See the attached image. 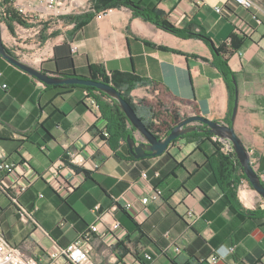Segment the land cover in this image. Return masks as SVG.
Listing matches in <instances>:
<instances>
[{
	"label": "crops",
	"instance_id": "crops-1",
	"mask_svg": "<svg viewBox=\"0 0 264 264\" xmlns=\"http://www.w3.org/2000/svg\"><path fill=\"white\" fill-rule=\"evenodd\" d=\"M14 1L28 9L36 5L34 0ZM86 1L94 9L93 0ZM152 1L172 25L201 32L210 42L178 37L125 7L105 10L102 19L93 11L88 18L90 12H76L85 18L79 30L64 17L48 19L40 8L31 20L18 14L26 25L13 22L14 33L5 32V46L15 54L14 47L37 46L45 36L41 70L54 74L60 65V73L74 70L89 76L94 66L108 74L133 73L163 85L186 118L203 116L230 125L229 91L214 66V49L229 47L233 37L242 40L228 62L239 90L232 127L264 183V22L256 23L252 15L257 11L236 0ZM0 74V163L18 166L15 173L0 172V227L23 255L40 264H66L64 258L51 261L50 254L84 236V250L93 264H213L215 250L221 256L216 264H264V200L241 180L237 190L233 182L229 185L230 203L214 171L224 163L233 170L232 180L240 179L241 171L234 160L220 157L214 143L179 140L161 156L131 159L122 142L102 137L106 122L81 90L56 99L54 107L44 101L41 111L42 83L1 56ZM130 97L138 103L155 95L146 86L131 91ZM98 99L101 105L109 103ZM133 136L138 138V133ZM71 152L89 160L85 172L66 166L57 178L51 167ZM177 163L184 167L175 170ZM94 164L100 169L93 170ZM172 172L176 176L168 177ZM160 173L162 200L144 207L141 198L153 192ZM26 179L34 183L19 202L33 219L24 220L21 206L6 191ZM56 180L71 190L56 192ZM121 199L133 203L130 212L121 204L113 210ZM257 210V216L248 215ZM116 221L122 228L112 234L109 229ZM94 224L99 234L89 232Z\"/></svg>",
	"mask_w": 264,
	"mask_h": 264
},
{
	"label": "trees",
	"instance_id": "trees-1",
	"mask_svg": "<svg viewBox=\"0 0 264 264\" xmlns=\"http://www.w3.org/2000/svg\"><path fill=\"white\" fill-rule=\"evenodd\" d=\"M263 1V0H262ZM10 3L9 0H1L0 2V9L3 5ZM264 3V2H262ZM93 8L96 13L100 11H105L108 9H120V8H129L134 12V15L144 19L147 22H150L160 29H163L171 34H174L181 38H189V37H197L203 39L205 42L209 43L210 40L201 32L199 34H195L190 32L188 29H181L177 28L172 25L167 16L162 13L157 6L154 4L152 0H93ZM137 6L138 8H136ZM92 13H88L86 18H88ZM0 19L3 24L7 25L10 32L13 34L14 31L12 29V23L17 22L21 25H26V23L22 20V18L16 13L15 11H7L1 12L0 11ZM65 21L73 22L76 24L75 30H79L81 27L84 26L85 18L82 15H70L64 17ZM52 36H55L53 33ZM46 37H41V44L46 42ZM243 45V41L233 37L231 44L229 47L222 46L218 49H214L218 54L214 62V66L222 75L228 91H229V110L227 115V121L232 126L230 121L232 110L235 101V91L236 87L234 85L235 74L232 72L231 68L229 67V57L232 56L234 53H237ZM58 49H55L57 52ZM11 52V51H10ZM12 53V52H11ZM16 56L14 53H12ZM46 73L52 74L54 76L60 78H81L85 80H94L98 82H103L109 85H112L122 94V97L133 107L137 115L142 119L145 123L146 127L157 136L158 139H165L171 133V131L181 124L187 118L181 114L180 108L176 105L175 97L161 84L150 82L144 78H141L133 73H121V72H114L112 74H108L102 67H89V76H82L78 75L76 71H71L68 73H60V65H57V72L50 73L46 70H43ZM35 80H37L35 78ZM236 80V79H235ZM151 87V93L155 95L153 100H141L138 103H134L133 99L130 97L131 91L139 88V87ZM73 90H81L85 94V101L89 106H97V109L101 111L102 119L106 122L105 130L108 132V137L106 138L103 134L102 137L109 141H114L117 143H123L126 148L128 149L129 158L134 159V157L130 154V150L127 144V138L129 136H133L136 131L134 127L131 126L129 120L127 119L124 112L119 108L117 102L111 99L106 94L98 91L92 87L86 86H77V85H63V86H46L43 84V91L40 95L39 103H40V110H44L43 103L45 101L46 107H54V101L58 98H62L63 96L71 93ZM100 98L109 100V103L105 105H101L99 103ZM206 128V127H205ZM213 136L210 133H200V132H193L183 136L182 138L176 140H185L189 143L198 142L201 140H208L214 143L216 149L221 151L219 153L220 157L224 160H234L241 171V178L240 179H233L232 180V173L233 170H229L224 167V163L219 164V171L213 168L215 180L217 184L220 186L221 190L226 194L227 198L229 199L230 203H233L232 198L227 193V190L230 189L229 185L233 182V187L235 190L241 184V180H244L249 183L243 167L241 166L238 158L233 151L227 152L225 150V145L221 142H214ZM174 142V143H175ZM223 161V160H222ZM182 164L176 165V169L183 168ZM76 171L77 168H75ZM85 172V171H84ZM159 174V177L155 181V189L162 187L163 178ZM175 172L170 173L168 177H175ZM250 184V183H249ZM252 187V186H251ZM54 189V188H53ZM233 189V190H234ZM162 190V189H161ZM11 200L13 199L12 193L7 190L6 191ZM55 192V191H54ZM13 203V201H12ZM19 205L22 206L19 202ZM18 206V205H17ZM121 207V206H120ZM121 209H123L121 207ZM124 210V209H123ZM259 213L258 210L254 212L248 213L250 217H255ZM264 215V213H263ZM90 232V230H89ZM121 242L117 244V248L121 246ZM18 249V248H17Z\"/></svg>",
	"mask_w": 264,
	"mask_h": 264
},
{
	"label": "built area",
	"instance_id": "built-area-1",
	"mask_svg": "<svg viewBox=\"0 0 264 264\" xmlns=\"http://www.w3.org/2000/svg\"><path fill=\"white\" fill-rule=\"evenodd\" d=\"M10 3L3 5V7L0 9L1 12H7V11H15L19 15L24 16L25 20H31L34 16L33 13H37L40 8L43 9L45 16L49 18H62L70 15H74L75 10L77 9H83L84 11L88 12H95L94 9H91V7L88 6V1L79 2L78 0H34L36 2V5L31 7L30 9L25 8L23 6H20L17 4L14 0H9ZM240 5H242L247 10L254 9L257 11V13L252 15L253 20L256 23H263L264 22V6L260 4L261 0H258L259 2L255 0H236ZM1 2V0H0ZM109 11V10H108ZM219 13L222 12V9H217ZM107 11H102L97 14L98 19H102L103 16ZM262 15V18L260 17ZM33 16V17H32ZM74 51L77 50L75 47L73 49ZM1 77V74H0ZM3 88H7V85H3ZM97 108V106H95ZM106 138L109 136L108 132L106 130L102 133ZM214 142H221L225 145V150L227 152L233 151L232 145L224 141L218 137L213 138ZM89 160H87L84 156L77 154L75 152H71L67 155V157L63 160H61L60 164H54L51 167V170L53 171V175H55L57 178L61 174V171L64 167L68 166L71 168H77L82 169L83 171L86 170L88 166ZM17 165L15 163H10L6 161H2L0 163V172H8L10 174L15 173L17 171ZM100 169L99 164H94L93 170ZM55 173V174H54ZM144 179L148 178L147 173H144L143 175ZM34 180H27L23 181V183H15L9 190L12 192L13 196V203L19 205V197L26 193L32 186H33ZM53 188L56 192H64L68 193L71 189L69 186L59 184L56 180L55 184L53 185ZM42 198L43 195H40ZM163 197V191L159 188L154 189L153 192L150 195L144 196L141 198V203L144 207H147L151 204L158 203L162 200ZM121 204L122 208L128 212H130L133 209V203L118 200L116 205L113 207V210H117L119 205ZM100 210V206H97L95 208V212H98ZM22 211V218L24 220L27 219H33V216L30 212H27L26 209H24L21 206ZM192 215V212L189 213ZM100 219V218H99ZM122 226L121 223L116 221L114 224L110 227L109 231L112 234H115L117 231L121 230ZM90 232L92 234H99L101 232L98 224H94L90 228ZM86 241V237L82 236L75 242H72L65 248H61L59 251L51 253L50 259L51 261L55 262L59 260L60 258H64L66 261V264H93L89 254L84 250V242ZM234 248H230L228 252H233ZM215 255L212 258V263L216 264L218 260L220 259L219 250H215ZM147 260H152V257L150 255H146ZM0 264H40L38 260H36L33 257L25 256L21 253L19 249L11 245L4 233L1 231L0 227Z\"/></svg>",
	"mask_w": 264,
	"mask_h": 264
},
{
	"label": "water",
	"instance_id": "water-1",
	"mask_svg": "<svg viewBox=\"0 0 264 264\" xmlns=\"http://www.w3.org/2000/svg\"><path fill=\"white\" fill-rule=\"evenodd\" d=\"M138 8L137 6H135ZM0 56L8 61L13 66L19 68L23 72L36 78L40 83L46 86H63V85H77L86 86L97 89L98 91L106 94L111 99L115 100L119 108L124 112L132 127L138 133L137 137L129 136L127 144L130 154L135 160L146 158H155L165 154L170 145L183 136L193 133H210L224 141L229 142L243 167L244 173L254 189V191L264 200V183L262 178L256 172L252 165L251 154L246 148L242 140L236 134L234 128L226 123L213 121L203 116H192L184 120L181 124L175 127L165 139H158L137 115L133 107L122 97V94L117 91L112 85L98 82L94 80H85L81 78H60L52 74L46 73L43 70L17 58L5 46L3 23L0 19ZM235 101L231 115V123L236 119L238 112V97L239 90L237 81L234 79ZM206 127V128H205Z\"/></svg>",
	"mask_w": 264,
	"mask_h": 264
},
{
	"label": "rangeland",
	"instance_id": "rangeland-1",
	"mask_svg": "<svg viewBox=\"0 0 264 264\" xmlns=\"http://www.w3.org/2000/svg\"><path fill=\"white\" fill-rule=\"evenodd\" d=\"M78 1L82 3V2H84L86 0H78ZM260 2H264V0L263 1H260ZM88 3H89V1H88ZM81 11H83L82 8L75 10V12H81ZM3 30H4V35H5V32H6V35L9 34V29H8V27L5 24H3ZM38 37L39 36H36L35 39H38ZM40 41H41V39L39 38L38 39L37 46H21L20 45L18 47H14L16 57L19 58V59H21V60H23V61H25V62H27V63H29V64H31V65H33V66H35V67H37V68H39L40 67L39 66L40 65L39 63L41 62V58H43L40 55L45 52L44 49L46 47V44L45 45H42L40 43ZM30 43L31 42L29 41L28 44H30ZM24 45H26V44H24ZM36 56H39L40 62L38 64H35L34 65V61L36 59ZM181 110H183L185 112L184 109H181ZM184 117H186V116L184 115Z\"/></svg>",
	"mask_w": 264,
	"mask_h": 264
},
{
	"label": "bare ground",
	"instance_id": "bare-ground-1",
	"mask_svg": "<svg viewBox=\"0 0 264 264\" xmlns=\"http://www.w3.org/2000/svg\"><path fill=\"white\" fill-rule=\"evenodd\" d=\"M31 62H32V61H31ZM39 62H40L39 56H36V59H35V61H34V65L37 64V63H39Z\"/></svg>",
	"mask_w": 264,
	"mask_h": 264
}]
</instances>
